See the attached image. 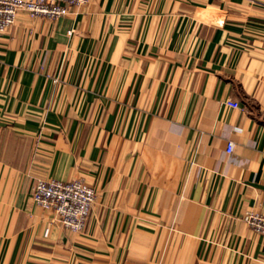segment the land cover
Wrapping results in <instances>:
<instances>
[{
	"label": "crops",
	"instance_id": "obj_1",
	"mask_svg": "<svg viewBox=\"0 0 264 264\" xmlns=\"http://www.w3.org/2000/svg\"><path fill=\"white\" fill-rule=\"evenodd\" d=\"M42 179L95 189L82 233L36 205ZM247 211L264 0H89L0 35V264H264Z\"/></svg>",
	"mask_w": 264,
	"mask_h": 264
},
{
	"label": "built area",
	"instance_id": "obj_2",
	"mask_svg": "<svg viewBox=\"0 0 264 264\" xmlns=\"http://www.w3.org/2000/svg\"><path fill=\"white\" fill-rule=\"evenodd\" d=\"M89 0H0V35L15 25L18 16L26 13L30 18L50 21L69 15L73 9L86 6ZM59 80H54L58 85ZM233 109L241 108L240 102L228 100ZM233 143H228L227 152L232 153ZM36 205L53 214V223L74 232L82 233L87 225L96 201V191L87 183L79 180L61 181L56 179L39 180L33 191ZM244 223L264 240V213L247 211ZM50 229H46L48 237Z\"/></svg>",
	"mask_w": 264,
	"mask_h": 264
}]
</instances>
